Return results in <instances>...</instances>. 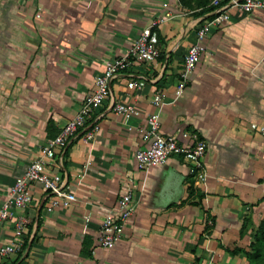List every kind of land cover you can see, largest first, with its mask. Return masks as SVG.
Returning a JSON list of instances; mask_svg holds the SVG:
<instances>
[{
    "label": "crops",
    "instance_id": "0c3cea01",
    "mask_svg": "<svg viewBox=\"0 0 264 264\" xmlns=\"http://www.w3.org/2000/svg\"><path fill=\"white\" fill-rule=\"evenodd\" d=\"M210 0H0V204L14 179L47 140L74 117L108 61L154 22L161 56L135 62L110 83V98L50 165L74 201L40 183L27 219L24 248L0 264H248L227 250H248L264 219V11L224 13L206 34L184 92L177 82L196 33L218 9ZM131 80L140 82L130 88ZM162 93L160 132L180 144L205 141V186L189 163L172 156L140 169L146 117ZM133 105L125 121L112 104ZM130 189L134 213L111 249L98 244L102 222ZM55 203L50 211L49 206ZM14 221L0 223V246Z\"/></svg>",
    "mask_w": 264,
    "mask_h": 264
},
{
    "label": "built area",
    "instance_id": "2783aa9c",
    "mask_svg": "<svg viewBox=\"0 0 264 264\" xmlns=\"http://www.w3.org/2000/svg\"><path fill=\"white\" fill-rule=\"evenodd\" d=\"M28 2L30 0H21ZM209 6L217 8L218 14L209 22L202 25L197 33V42L187 51L183 59L176 90L179 97L185 90L189 77L194 71L199 58L204 51L200 41L215 25L220 24L224 13L230 9H236L246 14L264 11V0H210ZM163 20L154 22L153 25L143 29L133 41L126 53L118 56L105 65L104 72L95 79L94 90L85 96L73 118H71L59 131L58 135L46 141L40 148L39 156L32 161L26 170L14 179L8 188L6 196L0 204V223L9 220L14 221V234L11 241L0 246V257H6L20 252L23 249V232L27 227V219L18 216L17 211L25 209L32 202V194L29 186L40 183L49 194H58L65 199V204L74 201L73 194L67 193L63 188V178L58 173L52 172L50 165L60 160L73 138L82 134L83 140H90L94 136V130L89 129L88 120L91 114L110 98V83L122 72L128 71L135 62L156 61L161 56L155 27ZM130 88H139L140 82L131 80ZM153 105L156 111L146 117L147 128L145 139L147 146L136 150L134 159L140 169L148 170L165 164L168 158L178 156L189 163L190 174L205 186L207 175L203 165L206 152L204 140L193 137L191 144H180L173 136H164L160 132V112L164 105L162 93L155 95ZM112 110L128 120L135 114L133 105L112 104ZM264 172V166L262 168ZM55 203L47 208L50 211ZM135 203L132 191H123L116 202L115 212L108 213L104 218L100 234L97 239L102 247L111 249L120 238L124 225L134 213Z\"/></svg>",
    "mask_w": 264,
    "mask_h": 264
},
{
    "label": "trees",
    "instance_id": "16d2710c",
    "mask_svg": "<svg viewBox=\"0 0 264 264\" xmlns=\"http://www.w3.org/2000/svg\"><path fill=\"white\" fill-rule=\"evenodd\" d=\"M251 238L252 239L247 251L235 249L233 251L227 250V252H229L231 255L244 256L248 264H264V219L254 230Z\"/></svg>",
    "mask_w": 264,
    "mask_h": 264
}]
</instances>
